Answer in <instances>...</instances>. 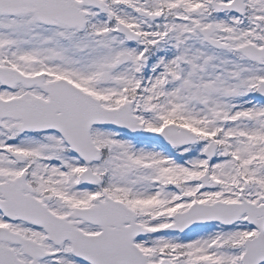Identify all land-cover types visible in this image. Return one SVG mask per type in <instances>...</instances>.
<instances>
[{"label": "snow or ice", "instance_id": "6c2138e0", "mask_svg": "<svg viewBox=\"0 0 264 264\" xmlns=\"http://www.w3.org/2000/svg\"><path fill=\"white\" fill-rule=\"evenodd\" d=\"M0 264H264V0H0Z\"/></svg>", "mask_w": 264, "mask_h": 264}]
</instances>
